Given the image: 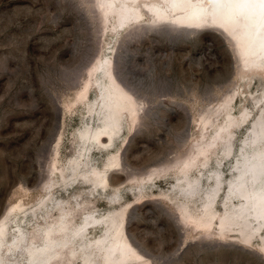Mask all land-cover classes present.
Masks as SVG:
<instances>
[{
	"label": "rangeland",
	"instance_id": "obj_1",
	"mask_svg": "<svg viewBox=\"0 0 264 264\" xmlns=\"http://www.w3.org/2000/svg\"><path fill=\"white\" fill-rule=\"evenodd\" d=\"M214 1L0 0V264H264V53Z\"/></svg>",
	"mask_w": 264,
	"mask_h": 264
},
{
	"label": "bare ground",
	"instance_id": "obj_2",
	"mask_svg": "<svg viewBox=\"0 0 264 264\" xmlns=\"http://www.w3.org/2000/svg\"><path fill=\"white\" fill-rule=\"evenodd\" d=\"M104 4L105 2L103 1L102 5ZM197 10L198 9L193 12ZM214 10L215 15L218 16V18L225 25L227 32L226 35L235 44L236 53L240 57L246 59L249 52H253L254 55L264 53V0H215ZM255 44H257L256 48L253 47ZM114 75L118 82L124 86L125 90L128 93L133 94L121 80L116 68L114 70ZM84 81L85 84L83 88L87 91L90 89L92 82L90 79H85ZM100 133V135L104 134V136H108L111 139L113 135V127L106 126L101 128ZM217 134L222 136L223 132L220 129L217 130V133L215 134L216 138H214V140L208 144L206 148H202L199 151L201 156L207 153V151L215 145L214 143L218 138ZM59 137L60 135L57 133L51 140V144L49 143L51 153L52 149L56 148ZM124 242L128 250L125 248L124 251L126 254L121 256L119 264H130L131 261H134L137 258L134 255L137 253V250L131 241L126 239Z\"/></svg>",
	"mask_w": 264,
	"mask_h": 264
},
{
	"label": "water",
	"instance_id": "obj_3",
	"mask_svg": "<svg viewBox=\"0 0 264 264\" xmlns=\"http://www.w3.org/2000/svg\"><path fill=\"white\" fill-rule=\"evenodd\" d=\"M53 99H54V101L56 102V105L58 106V107H61V103H60V100L58 99V97H56V96H53ZM191 122H192V119H191V115L189 114L188 115V121H187V125H186V127H185V129H184V133H185V138H187L188 136H189V134H190V124H191ZM59 127H60V121L57 123V125H56V130H55V132H54V135H53V137L58 133V129H59Z\"/></svg>",
	"mask_w": 264,
	"mask_h": 264
}]
</instances>
